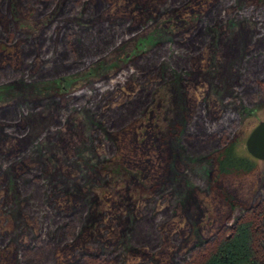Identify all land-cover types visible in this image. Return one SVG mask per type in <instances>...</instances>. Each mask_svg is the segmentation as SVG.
<instances>
[{"label":"rangeland","instance_id":"1","mask_svg":"<svg viewBox=\"0 0 264 264\" xmlns=\"http://www.w3.org/2000/svg\"><path fill=\"white\" fill-rule=\"evenodd\" d=\"M2 1L0 264H22L16 253L30 264L46 251H19L21 241L29 243L18 228L25 215L13 197L23 167L17 154L22 147L13 144L19 119L31 126L25 125L30 132L24 149L37 153L41 146L40 158L60 162L67 180L80 179L83 189V201L68 190L52 201L65 215V233L39 264H190L207 241L230 233L264 202V160L255 158L250 173L218 170L226 145L237 142L239 153L250 154L246 140L264 120V77L245 76L249 51L264 45V0H38L42 8L36 0ZM89 1L100 5L90 12ZM47 27L53 32L48 54L54 46L51 55L68 47L62 53L75 62L73 68L56 67L45 75L31 44L41 43ZM94 34L105 41L72 47V40ZM193 38L201 43L191 52ZM155 51L167 61L163 74L132 75ZM180 56L186 60L181 67ZM244 82L253 88L246 90ZM148 87L150 94L154 89L149 102L112 128L109 139L102 113L117 111ZM73 95H79L76 101ZM57 131L65 141L53 135ZM29 159L30 165L39 162ZM189 190L186 201H196L193 206L181 201ZM88 214L94 219L85 224ZM142 215L149 220L142 222ZM145 234L152 248H131L140 242L128 239L143 241ZM196 243L201 244L193 248Z\"/></svg>","mask_w":264,"mask_h":264},{"label":"trees","instance_id":"2","mask_svg":"<svg viewBox=\"0 0 264 264\" xmlns=\"http://www.w3.org/2000/svg\"><path fill=\"white\" fill-rule=\"evenodd\" d=\"M35 3L42 8L41 1L36 0ZM4 4L6 3L0 0V11H2V9L4 8L3 7ZM97 4H99V2L93 3L89 1L88 3H85V5L87 6V10H89L90 12H93L96 7L98 8ZM89 29L92 30L91 28ZM109 30L112 29L109 28ZM116 32L120 33L121 31L119 30ZM40 38H41V43H38L39 41L38 42L36 41V43L31 44V46L33 48L32 53H36V56L38 58L37 62L39 63V65L41 64L45 75L55 70L56 67L73 68L72 66L75 65V62L70 63V61H66L68 60V57L66 59V55L62 53L64 50H65L64 52H66V48L68 47H65L63 49L61 48V51H59L58 49L57 53L51 55L56 50V47L54 46V51L52 50L51 53L48 54L49 49L53 47L50 45L52 43L51 41L53 38V32L50 30V27H47L45 31L42 34H40L38 40H40ZM93 39H94V43H100L99 41L101 40V44H102L103 43L102 40L105 41L106 38L105 39L99 38L95 34L92 35V37L90 38L89 37L85 38L83 36L81 40L80 39L72 40L74 42L72 43V47L74 45L75 49L77 48L76 50H78V48L80 47L83 48L90 47L91 43L93 42L92 41ZM192 40L194 44H192L193 48L191 47V52H194V49L195 50L198 49L201 40L199 38H193ZM261 44L262 43H260V46ZM260 46L256 45L255 50L249 51L250 57L248 59L249 60L248 63L250 69L245 70L246 71L245 76L249 74L250 77L254 76V77H258L259 79L264 77V45H262L261 49L259 50L258 47ZM160 48H164V47L161 45ZM69 49H71V47H69ZM73 49L71 51L72 53L71 54L72 59L70 58L71 60H73V57L75 56V51L73 52ZM28 50H31V48L27 49V51ZM155 52H152L151 55L153 56H149L147 59H145L146 60L145 63L140 67H138L139 72L137 73L135 72L132 75L138 74L139 76H142L145 70L149 71L150 73L162 75L165 70L164 67L167 61H164V59L162 60L160 59V51H155ZM51 56L52 57L54 56V58H52ZM181 58L182 57L180 56L177 60L180 67L181 64L186 61V60L182 61ZM50 60H52L51 63L49 62ZM248 71L252 73H249ZM244 84H245L244 88L246 90H251L254 86L253 82L251 83L249 82L247 84L244 82ZM150 88L151 87L141 90L133 101L129 102V104L123 106L122 108L117 109V111L107 110L108 112L104 111L105 113L104 112L102 113L104 114L102 116L104 120L100 122V124L102 126V129L104 130L103 133H105V135L109 137V139L112 136L111 133L112 128L117 129L118 127L123 126L126 121H128L134 114H136L139 111L141 106L143 107L147 104V101L149 102V96L153 94V90H154L153 89L152 93L150 94L151 92ZM73 96H74V100L76 101V98L79 95L76 96L73 95ZM70 97L72 96H69L68 98ZM102 97L103 96L100 95V98ZM97 101L100 102L99 100ZM68 102L70 104L72 103L71 98L68 99ZM90 106L96 109L97 104H95V102L92 101L90 103ZM115 113H117V115H115ZM108 118L110 121L106 120ZM20 120L21 119L15 122L13 126V128L15 127L14 129H18L16 135L17 139L13 141V144L15 145L16 149L22 147L19 149V152L17 154H19V160H20L19 163L21 162V165H23V167H20L22 172L18 175L20 177L19 178L20 180L17 181L16 186L14 187L13 197H15V199L17 197L16 199V202L18 203L17 205L20 211H22L23 214L25 215V219L23 222H25L24 224L26 226L23 225L22 221L20 220L18 222V228L19 227L24 228L23 229L25 233L24 235H27L29 237V243L27 244L21 241L19 244L20 245L19 251L20 252L24 251L27 254H34L32 252H37V251L41 252V250L46 249L45 251L46 253L42 252V255H40V257L38 258L34 257L31 260L29 259L30 264H34V263L39 264L43 260L45 261L48 258V255H50L49 252H51L52 247H54L59 243L60 241L59 239H62L64 236L63 233H65L62 229L64 225L62 220L65 219V215L63 212L56 210L53 207L52 201H55V197H57L56 196L57 194L63 193L64 191L67 190H68V195H70V197L74 195L75 197H78L80 201H83V189H82V184L80 183V179L77 178L74 179V183L67 180V177L65 176V172L62 171V169L64 170V168L60 169V162H57L55 160L53 161L52 159V162L50 163V159L48 155H46V158L44 156L40 158L38 154V150L41 148V146H38L37 148L34 146L37 149V153H32L31 151L28 152L27 150L24 149V147L27 144L26 138H28L30 132V131L28 132L25 129L26 127L25 125H27L29 128L31 126L28 125V121L26 122L24 120L22 121ZM210 124L211 123L206 122L205 128L211 132V129L209 127ZM192 125H193L192 123L187 124L185 126V129L190 128ZM4 127H6L4 129L5 131L8 129L7 132L9 134H13L11 133L12 131L11 129H13L11 126L4 125ZM214 132L208 133V137H210L211 134L213 135ZM53 135H56L61 140H64L65 138L62 132L57 131L53 133ZM30 157H33V159L39 162H37L34 165H30L29 162H27L28 160H31L29 159ZM256 166L257 163L252 155L248 153L242 155L237 151V142H233L229 145H226L220 152V156L218 159V170L222 175L250 173L256 169ZM14 167L15 166L13 165L9 168L10 170H13ZM190 190L187 192V196L185 195L184 199H181V201H183L184 205L193 206L195 205L196 201H193V203H191L192 201H186L188 200V196L191 198V194L189 193ZM88 194L89 196L91 195L90 193ZM152 214L156 216L154 213ZM151 217L153 218L151 221H154L155 217L153 216ZM86 218L87 220L85 224L92 222L94 219L92 214L91 215L88 214ZM141 218H143L142 222H145L144 219L147 218L146 220H149L150 217H147L146 215H142ZM193 219H195V217ZM30 220L33 221L34 224L33 226H36V228L38 229L36 228L34 229L30 227L32 226V224L29 222ZM157 227L158 225L153 226V228H155V232L157 231ZM153 228L152 227L149 228L147 234L150 233ZM91 231L94 232L95 230H91ZM147 234H145V240L143 239V241L142 239H140L141 237L136 238L134 236L128 239L130 240V242L131 241L140 242V243H135V245H133L131 248L144 249L145 246L152 248V246L154 245V241L151 242ZM12 236L14 235L12 234L9 235L10 237L9 240H11ZM45 240L46 243H44ZM7 242L10 243V241ZM201 243H196L193 246V248L200 245ZM207 243L208 245L206 246L205 251L203 253H200L198 257H196L193 261L190 262V264H264V202L258 205V207L251 208L246 212L244 216L239 218L238 221L236 222V225L234 226V228H232L230 233L219 234L218 236L212 238L211 241H207ZM15 258L20 260L19 262H21L22 264H26L25 259L23 260L24 261L23 263L21 261V256L19 257L17 253L15 255Z\"/></svg>","mask_w":264,"mask_h":264},{"label":"water","instance_id":"3","mask_svg":"<svg viewBox=\"0 0 264 264\" xmlns=\"http://www.w3.org/2000/svg\"><path fill=\"white\" fill-rule=\"evenodd\" d=\"M246 147L254 158L264 160V120L252 130L246 140Z\"/></svg>","mask_w":264,"mask_h":264}]
</instances>
